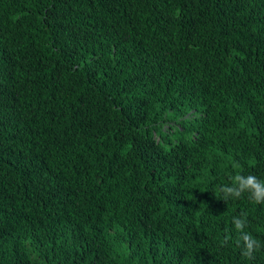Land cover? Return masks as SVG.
Returning a JSON list of instances; mask_svg holds the SVG:
<instances>
[{
	"label": "trees",
	"instance_id": "trees-1",
	"mask_svg": "<svg viewBox=\"0 0 264 264\" xmlns=\"http://www.w3.org/2000/svg\"><path fill=\"white\" fill-rule=\"evenodd\" d=\"M237 173L264 180V0H0V264H264Z\"/></svg>",
	"mask_w": 264,
	"mask_h": 264
},
{
	"label": "clouds",
	"instance_id": "clouds-1",
	"mask_svg": "<svg viewBox=\"0 0 264 264\" xmlns=\"http://www.w3.org/2000/svg\"><path fill=\"white\" fill-rule=\"evenodd\" d=\"M230 183L218 186L219 193L222 194L221 199L228 201L229 199H240L247 194L248 199L255 204H264V180L256 175H243L237 173L229 177ZM232 224L239 233L236 240L237 246L241 247V255L247 259H253L256 252L260 251L262 244L250 232L246 231L248 227V214L244 211L238 216L232 217ZM229 242L226 237L221 241V245H227Z\"/></svg>",
	"mask_w": 264,
	"mask_h": 264
}]
</instances>
